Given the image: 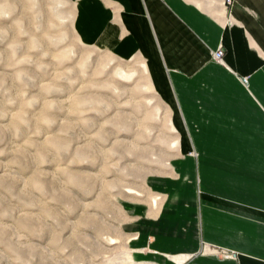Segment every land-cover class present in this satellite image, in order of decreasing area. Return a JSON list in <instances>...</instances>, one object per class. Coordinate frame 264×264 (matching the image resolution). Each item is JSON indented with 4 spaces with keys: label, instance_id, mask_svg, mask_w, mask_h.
<instances>
[{
    "label": "rangeland",
    "instance_id": "obj_1",
    "mask_svg": "<svg viewBox=\"0 0 264 264\" xmlns=\"http://www.w3.org/2000/svg\"><path fill=\"white\" fill-rule=\"evenodd\" d=\"M123 2L0 0V264H127L124 217L140 215L129 206L154 214L168 191L150 179L176 181L175 163L186 157L187 181L208 195L199 190L206 145L149 88L148 57L120 55L80 31L82 12L86 28L102 21L126 42ZM243 149L264 145L232 150ZM199 252L236 255L204 241Z\"/></svg>",
    "mask_w": 264,
    "mask_h": 264
},
{
    "label": "crops",
    "instance_id": "obj_2",
    "mask_svg": "<svg viewBox=\"0 0 264 264\" xmlns=\"http://www.w3.org/2000/svg\"><path fill=\"white\" fill-rule=\"evenodd\" d=\"M121 1L126 42L102 21L86 28L82 12L80 31L90 40L95 31L96 43L120 55L148 57L152 89L178 107L194 143L206 145L198 150L199 190L208 193L199 197L187 181L192 157L175 163L176 181L152 177L168 195L152 215L129 206L140 215L124 217L127 264H264V151H234L264 145V0L229 7L223 0ZM219 47L222 62L213 57ZM219 148L228 152L213 151ZM202 241L236 255L200 253Z\"/></svg>",
    "mask_w": 264,
    "mask_h": 264
},
{
    "label": "bare ground",
    "instance_id": "obj_3",
    "mask_svg": "<svg viewBox=\"0 0 264 264\" xmlns=\"http://www.w3.org/2000/svg\"><path fill=\"white\" fill-rule=\"evenodd\" d=\"M142 70L144 71V73L146 74V69H145V65L143 64L142 65ZM130 71H132V70H130ZM134 74H133V72L132 73H129V74H126V75H124L125 76V78H130V77H132ZM148 79V78H147ZM148 86H149V88L150 89H152V87H151V85H150V83L148 82ZM170 129H171V132H175V129H174V127L173 126H171L170 127ZM77 182H79V181H77ZM127 192H129V193H135L134 191H132V190H127ZM116 241H115V239L114 238H111V237H109L108 238V244L110 245V244H114ZM130 264H131V262H130Z\"/></svg>",
    "mask_w": 264,
    "mask_h": 264
},
{
    "label": "built area",
    "instance_id": "obj_4",
    "mask_svg": "<svg viewBox=\"0 0 264 264\" xmlns=\"http://www.w3.org/2000/svg\"><path fill=\"white\" fill-rule=\"evenodd\" d=\"M226 1H227L228 3L231 2V0H226ZM222 54H223V52H222L221 48H218L216 51L213 52V57H214V59H216L217 61H220L221 58H222Z\"/></svg>",
    "mask_w": 264,
    "mask_h": 264
}]
</instances>
